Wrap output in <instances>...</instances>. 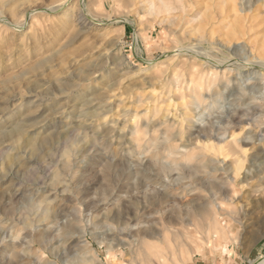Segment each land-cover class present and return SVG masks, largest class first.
Listing matches in <instances>:
<instances>
[{
	"label": "rangeland",
	"instance_id": "374dc122",
	"mask_svg": "<svg viewBox=\"0 0 264 264\" xmlns=\"http://www.w3.org/2000/svg\"><path fill=\"white\" fill-rule=\"evenodd\" d=\"M151 2L174 4V19L167 21L165 9L151 11ZM180 2L189 11L183 12ZM0 4V264H197L235 253L240 264H256L264 258V140L258 139L264 136V98H254L264 89V69L226 66L225 74L205 80L200 95L191 96L186 81L199 78L201 64L177 50L201 45L219 59L264 61V0H0ZM70 90L89 102L75 108L73 98L66 97ZM109 98L114 110L103 113ZM127 106L141 113L150 107L140 122L152 116L160 119L170 111L174 116L194 112L189 135L211 121L216 127L237 106L249 109L251 120L225 131L224 141L202 136L196 142L226 145L225 154L233 150L230 155L198 148L190 160L165 149L168 134L163 130L148 133L142 147L134 149L118 144L107 129L99 127L93 133L84 128L88 125L82 111L95 110L100 123ZM18 124L22 133L10 134ZM104 135L111 153L101 150ZM108 157L113 164L122 160L127 168L139 165L152 175L156 170L149 169L148 162L157 159L168 168L156 180H173L175 186L186 176L180 167L192 173L198 164L197 174L205 180L204 185L195 184L198 197L208 200V188L219 193L232 190L233 203L221 217L234 238L203 226L190 206L173 212L192 222L183 229V238L170 236L167 245L163 234L168 206L138 202L168 196L114 202L119 193L116 176H109V193L104 191ZM238 160H244V166L235 176ZM209 163L213 169L205 171L201 166ZM87 184L91 187L86 190ZM142 229L159 235L146 238L152 252L146 251V244L137 250L131 247ZM48 235L51 240L46 242ZM64 251L71 255L63 257Z\"/></svg>",
	"mask_w": 264,
	"mask_h": 264
},
{
	"label": "bare ground",
	"instance_id": "6f19581e",
	"mask_svg": "<svg viewBox=\"0 0 264 264\" xmlns=\"http://www.w3.org/2000/svg\"><path fill=\"white\" fill-rule=\"evenodd\" d=\"M64 4L65 3H62L61 5H64ZM180 5H181L180 6L181 10L183 12L189 11L187 5H185L184 3L180 2ZM60 6H58L57 8L56 7L50 8L51 7L50 6L47 9V11L50 12L55 9H59ZM148 6H149V9L153 11L154 13H159L162 11V9H165L167 11V18H166L167 21L174 19V16L172 17V11L177 9V7L171 3L166 5L163 3L156 4L154 2H151L148 4ZM67 21L68 20H65L66 23ZM26 22L24 21L21 24V26H24ZM16 27H19V26L16 25ZM226 45L228 44L226 43ZM200 46L198 45V46H187V47L177 48V50L180 51V52L178 51L179 54L187 55L188 58L197 60L201 64L202 70H201V75L199 76V78L193 79V77H189L186 81V89L189 92V95L191 96H194V93H196V96L200 95L199 90L203 89V83L205 80L213 79L214 77H217L219 74H225L227 69H224V68L226 66L229 67L228 70L238 69V68L241 70L242 68H246V67H255V68L264 69V61H252V60H246L242 58V60H239L237 62L236 61L232 62L226 59L225 60L219 59L216 56H214V54H212L211 52H208L207 50H205L204 48H201ZM151 62L154 63V61H151ZM192 68H193L192 72L195 71L196 67L192 66ZM257 93L260 96H254V98H258V99L264 98V89L257 90ZM66 97L69 99L73 98V101H74L73 105L75 106V108L82 107L84 105V101L89 102V100H87L88 99L87 97L83 98L82 95H75L73 94V91L71 90L70 92H67ZM112 102L113 101L109 98V100L105 103L104 108L102 109L103 113L114 110V106H111ZM189 102L192 105V101H189ZM190 109L193 111L194 108L191 106ZM145 110L146 111L144 113H141L140 111H136L135 108L130 109V107L127 106L123 109L122 113H120L116 117L109 119L108 122H107V117H104V119H101L100 123L97 122L98 117H96L97 113L95 110L82 111L81 114L85 115V120L87 121V123L85 124H87L88 126H84L85 129H89L93 133H94V130L96 131V128H99V127H102L103 129H107L108 130L107 133H112L113 135L111 136L114 137L113 139H115V141H117L118 144L129 146V147H134V149L142 147V143L146 142V137L148 133L150 132L156 133L160 130L166 131V133L168 134V137L167 139L164 138L167 140V145L166 147L164 146L165 149L169 150V153H172L173 155L181 154V158H188V160L195 158V155L197 153L195 149H198V148L207 150V152L214 150L213 152L215 153L218 152V153L225 154L226 145L223 146V145H215V144H210V143H207V144L202 143L201 146H198L196 142H200L199 137H202V136H206L208 140H211L213 137H215V139L218 142L224 141L225 140L224 137L226 135L225 131H229L232 128H234V126L240 125L241 123L246 122L249 119L251 120V117H250L251 111L249 109L246 110L242 107L237 106L232 109H229L226 115L220 119L216 127L214 126V123L211 121L208 127H201L200 125L196 126V129L194 130V132H192L189 135L190 128L192 127L191 119L194 118V116L196 115L194 112H192L193 114L189 116L190 114L186 112L183 113L180 111V113L178 112L179 115L175 114L174 116V114L171 115V111H170L169 113L167 112V114L164 113L162 118L160 119H158L156 116H152L140 122L139 120L142 119L147 113H149L150 107L145 108ZM174 110H176L177 112V108H174ZM252 122L254 123L256 122L260 125L263 123V122H260L259 119H252ZM97 125H100V126H97ZM22 131H23L22 125L18 124L16 125V127H14L10 131V134H14V135L21 134ZM233 136H234V133H233ZM258 139L262 141L264 140V136ZM168 140H169V143H168ZM99 142H100L99 144L101 145L100 146L101 150L106 151V152L109 151V153H111L112 150L110 149V146L108 145V140L105 138V135L102 137V139ZM180 142L181 143L184 142V143L180 144ZM93 143L95 144L97 142H95L94 140ZM161 144H164V143H161ZM172 146H177V149L171 150ZM181 146L185 148V151H178V149ZM157 147H160V146L156 145V148ZM227 149H229V147ZM229 151H233V150L229 149ZM229 151L227 152L228 154L227 153L225 154V156L230 155ZM242 152L245 155V153L247 152V149L243 148ZM157 153L155 152L154 154L153 153L152 154L157 156L160 154V151H158ZM148 163H149V166H148L149 169L156 170L155 175H152L153 173L151 174L147 169L142 168V166H139V165H136L133 169L127 168L125 166L124 161L122 160H119V161L115 160V164H113L112 158L108 157L107 159H105V162H104L105 164L104 173H105V178L108 182L107 184L108 188H106L104 191L109 193L108 189L110 187V179H111V178L109 179V176H113V177L116 176L118 179L119 193H118L117 198L114 199V202H120L121 204V203L131 201L133 199L138 200L142 195H145V196L154 195L155 196L158 194H166L168 196V199H155L153 201H150L148 199L147 201L138 202V203H142L143 205L146 206L148 205L147 204L148 202L150 205L161 208V209H164L168 206V209L170 211L166 217L167 218L166 219L167 233L163 234L165 238L167 237V245L169 244L170 236L174 239L183 238L185 234L183 229L187 228V226H189L192 222L190 218L185 219L183 218L182 214H179V213L175 214L173 212H176V210H182L184 209V207H190V206L195 208L194 216H196L199 220L200 219L202 220L200 222L201 224H203V226L205 225L208 227V229L214 230L215 233L222 232V234L225 235V237L234 238L231 231H229L228 229L229 225L227 224V221L224 220L223 217H221V215H223V211L226 212L227 208L230 207L229 205L233 203V198L231 197L232 190L230 187L227 189V191L223 193H219L217 190H214L213 188H208L210 197L208 198V200H207V197L202 199L201 197H198L199 195H197L199 191L195 190L196 188L195 186L197 184H202V185L205 184L203 183L205 182L204 177H202L200 173L197 174V172L200 169L199 168L200 166H196L198 164L193 166L194 168H197V172L195 171L192 173H188L187 170L185 169V166L180 167V169L186 171V176H183V178L180 179L178 184L175 186L174 184H172L173 180H170L169 183L163 180L162 181L156 180L158 178V175H161L163 171L167 170L168 166H165L164 163L159 162L157 159H154L153 162H148ZM201 163H204V162L202 161ZM243 166H244V160L242 161L238 160V162L235 163V165L233 166V169H234L233 171H234L235 176L240 174V171L242 170ZM201 167L205 168V171L206 169H209V170L213 169L212 167H210V163L204 164ZM171 170L173 171L174 169H171ZM189 176L192 179V181L190 182L184 181V178H187ZM133 177H135L137 180L135 184L132 183L131 181ZM90 187L91 185L87 184V187L85 186V189L87 190ZM168 200H171V203ZM204 200L206 201L204 202ZM56 223L59 224V222H56ZM68 225L69 224L65 226H67L68 228ZM138 231H140L139 236L141 238L138 239L137 243L133 244V246L131 247L135 248L134 250H137V248L139 249L141 246H144L146 244V247H148V250L146 251L148 253L152 252L153 248L149 246L146 238L148 239L151 238L153 240L157 238V236L159 235H157V232L153 231L152 229H142ZM66 232L68 233V235H70L69 234L71 233L70 228L66 229ZM1 234L4 235V238L7 237V234H5L4 232ZM44 238H45L44 241L46 240V242H49L51 240L49 235ZM160 238H162L161 235H160ZM72 242H75V240ZM5 249H7V246L4 247V251ZM6 251L9 252L8 250ZM168 251H169V248L167 247V253L171 252V250L169 252ZM179 251H181L183 254V252H186V249L182 245L180 246ZM63 254H64L63 257H68L71 255V253L68 251H64ZM10 255H12L11 257H13V254L11 252H10ZM169 257L171 256L169 255ZM39 261L40 262L42 261L41 257H39ZM256 264H264V258L259 260Z\"/></svg>",
	"mask_w": 264,
	"mask_h": 264
},
{
	"label": "crops",
	"instance_id": "0c3cea01",
	"mask_svg": "<svg viewBox=\"0 0 264 264\" xmlns=\"http://www.w3.org/2000/svg\"><path fill=\"white\" fill-rule=\"evenodd\" d=\"M240 256L235 254H225L224 256H211L207 260H201L197 264H240L242 263Z\"/></svg>",
	"mask_w": 264,
	"mask_h": 264
}]
</instances>
